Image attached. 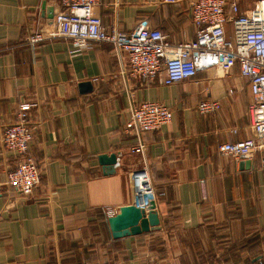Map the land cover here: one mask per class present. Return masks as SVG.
<instances>
[{
    "label": "crops",
    "instance_id": "obj_1",
    "mask_svg": "<svg viewBox=\"0 0 264 264\" xmlns=\"http://www.w3.org/2000/svg\"><path fill=\"white\" fill-rule=\"evenodd\" d=\"M229 1L244 12L256 0ZM61 9L60 0H0V264H264V149L247 159L217 150L252 135V97L238 64L165 85L124 76L126 55L106 42L76 53L67 38L30 44L34 32L53 29ZM93 11L107 30L130 32L146 21L170 44L195 36L189 0H99ZM146 100L173 117L145 132L136 153L125 124L130 106ZM203 100L217 101L218 109L198 112ZM26 103L28 151L40 168L28 196L9 185L20 157L2 144L4 128ZM111 153L117 163L104 174L98 156ZM142 167L159 224L112 239L105 210L138 202L129 173Z\"/></svg>",
    "mask_w": 264,
    "mask_h": 264
},
{
    "label": "built area",
    "instance_id": "obj_2",
    "mask_svg": "<svg viewBox=\"0 0 264 264\" xmlns=\"http://www.w3.org/2000/svg\"><path fill=\"white\" fill-rule=\"evenodd\" d=\"M174 2L175 0H165ZM99 0H60L62 9L53 16V29L36 31L28 38L30 44L45 39L67 38L72 42L71 53L80 52L91 42H106L115 53L126 55L124 76L144 82L158 79L170 85L193 77L197 71L215 67L226 72L235 63L246 78L251 92L248 118L252 135L246 139L223 142L218 145L221 155L236 158L250 157L264 149V0H256L247 11L241 12L234 1L189 0L190 18L195 25L192 40L170 44L164 34L140 22L130 32L116 28L105 29L94 13ZM227 27L229 33H227ZM31 104H21L12 123L2 133L3 148L20 157L8 172L7 181L18 193L28 196L40 180V168L29 154L32 132L28 124ZM217 101L203 100L198 112L217 110ZM172 111L156 101L132 104L125 129L136 138L131 150H143L142 136L157 130L172 120ZM264 189V157L260 160ZM135 199L142 203L152 191L151 178L146 167L129 173ZM106 218L116 212L105 210Z\"/></svg>",
    "mask_w": 264,
    "mask_h": 264
},
{
    "label": "water",
    "instance_id": "obj_3",
    "mask_svg": "<svg viewBox=\"0 0 264 264\" xmlns=\"http://www.w3.org/2000/svg\"><path fill=\"white\" fill-rule=\"evenodd\" d=\"M79 86L86 92L91 89L90 81L80 82ZM241 158L247 159V156L244 155ZM98 160L104 174H110L114 171V166L117 163L116 154H100ZM106 222L112 239L150 232L159 224L153 191L146 193L142 203L119 206L113 215L107 217Z\"/></svg>",
    "mask_w": 264,
    "mask_h": 264
}]
</instances>
